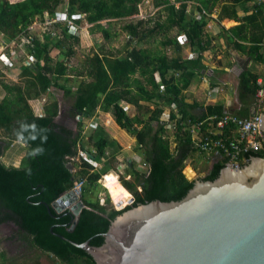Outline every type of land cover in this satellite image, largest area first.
Segmentation results:
<instances>
[{
	"label": "trees",
	"instance_id": "obj_1",
	"mask_svg": "<svg viewBox=\"0 0 264 264\" xmlns=\"http://www.w3.org/2000/svg\"><path fill=\"white\" fill-rule=\"evenodd\" d=\"M250 1L151 0L152 6L159 8L158 13H164V21H154L148 25V20L137 18L129 19L121 26L128 35L124 53L135 64V68L129 69L116 55L118 51H93L85 57L83 69L77 71V74L85 75L76 82L75 89L69 83L75 69L69 64V58L74 54V44L79 41L77 35L70 33L64 25L56 24L59 39L51 38L47 31L42 39L34 38L26 42L24 49L35 61L21 65L20 81L5 82L0 79L5 91L0 99V131L6 135V139L0 140V223H15L30 243L50 252L63 264H95L85 249L69 239L76 242L89 239L90 244L98 245L103 240L102 234L109 222L123 211L154 200L170 202L182 199L195 180L183 173L184 162L192 153L204 152L194 145L190 125L208 115H221L225 111L240 117L249 116L255 105L256 80L260 75L253 65L242 67L237 76L238 102L231 108L221 103L202 107L195 100H187L184 90L192 77L206 68L203 53L207 49L202 34L206 15L197 19L188 14L187 6L196 3L198 11L204 10L209 15L218 7L216 19L233 20L237 18L238 6ZM142 2L21 0L11 3L9 0H0V35L6 41L18 39L28 24L42 21L45 12L56 13L61 6L69 14H84L86 22L91 24L89 30L100 32L102 38L107 39L110 34L99 21L137 15ZM254 7L256 12L246 18V21L251 20L250 30H245L244 23L229 28L227 31L241 40L231 39L229 42H232L234 49L246 52L255 61H264V3ZM174 26L184 33L185 42L196 53L194 56H184L182 45L175 37L163 36L159 41L163 51L152 52L150 48L140 45L153 34L164 33L165 29ZM169 45H174L175 55L165 52ZM54 49L61 54L60 58L52 55ZM262 79L264 84V75ZM50 87L62 90L64 96L72 98L69 114L80 116L76 130L55 121L59 112L56 99L47 100L42 115L36 114L28 103L32 97L48 94ZM120 100L132 104L138 110H145L130 115L119 104ZM141 102L152 104V109ZM163 106L169 107L167 120L160 118ZM196 107H200L199 113L194 112ZM98 110L109 113L119 128L135 137L137 146L142 148L141 161L145 164L141 169L127 160L124 173L129 175V179L119 176L106 188L108 197L105 195L104 199L96 197L98 189L103 190L97 180L109 172L107 167L97 169L78 155L79 150H84L100 163L107 148L111 150V157L114 156L113 149H118L113 140L102 133L91 141V149L86 147L82 119L93 117ZM169 122L174 128L170 140L166 131ZM134 123L143 128H138ZM16 140L23 143V155L17 166L6 165L1 156ZM170 141L173 142L172 149ZM215 151L216 159L202 177L203 180L215 178L226 164V157ZM251 156H264V149L251 150L244 153L242 158L249 160ZM246 162L240 159V164ZM68 164L72 165V171ZM185 170L192 174L190 167L186 166ZM74 181L82 184L80 201L84 208L70 229L71 213L68 210L57 213L51 204L71 190ZM109 200L117 210L108 205L111 204ZM0 264L26 263L7 261L5 252L0 251Z\"/></svg>",
	"mask_w": 264,
	"mask_h": 264
},
{
	"label": "water",
	"instance_id": "obj_2",
	"mask_svg": "<svg viewBox=\"0 0 264 264\" xmlns=\"http://www.w3.org/2000/svg\"><path fill=\"white\" fill-rule=\"evenodd\" d=\"M260 129L264 137V110ZM203 176L179 201L123 211L98 245L69 240L95 264H264V156L224 166L212 180ZM79 198L71 189L51 204L57 213H71L70 229L84 208Z\"/></svg>",
	"mask_w": 264,
	"mask_h": 264
},
{
	"label": "rangeland",
	"instance_id": "obj_3",
	"mask_svg": "<svg viewBox=\"0 0 264 264\" xmlns=\"http://www.w3.org/2000/svg\"><path fill=\"white\" fill-rule=\"evenodd\" d=\"M143 12L138 14L139 17H143L144 19L149 20L154 17V19H162L163 12L154 13V10L151 8V2L149 0H143ZM148 6V7H147ZM63 9V7H59L58 10ZM148 15V16H147ZM156 16V17H155ZM128 21V19L119 20L112 25L111 31H115V35L111 32V37L108 39L101 38L99 33H88V27L86 23L82 24V28L76 32L75 35L78 37V43L74 44L75 53L73 56L69 58V63L73 64L78 70H82L84 67V59L88 53L93 50H99V46H102L103 49H122L116 55L126 63L129 69H134L135 65L131 62L126 53L123 51L124 42L127 40V33L121 29V26L124 22ZM148 22H146L148 24ZM80 24V23H79ZM176 29L172 31H168L169 35H174ZM167 34V33H166ZM164 33H156L149 38L147 42H144L143 45L147 46L151 49L152 52L162 51L163 48L161 47L159 41L163 38ZM4 36L0 35V43L3 42ZM16 47V58L21 59L26 51L24 49V43L21 40L18 41V45ZM215 59L209 61L211 65L214 63ZM17 64V63H15ZM14 64V65H15ZM15 66L7 67L3 65V61L0 60V79H3L5 82H17L20 81V70ZM137 72H135L136 74ZM85 74H75L72 73L69 83L71 86H74L78 79L84 77ZM4 89L0 83V98L4 95ZM195 90V92L188 93L191 97L195 99H190L186 96L189 100H195L199 105L204 107L208 103V96L205 91ZM200 95L201 98H197V95ZM186 95V94H185ZM47 100L50 101L51 99H56L59 103V112L55 117V121L59 124L67 126L73 130L77 128V117H73L69 114V108L72 102V98L70 96H64L62 90L55 89V87H50V91L46 94ZM197 98V100H196ZM203 99V100H201ZM30 103H35L36 98L32 97L28 100ZM34 101V102H33ZM122 104L123 108H126L128 114L135 115L140 112H144L145 109L138 110L133 105H129L128 103H124L119 101ZM143 105H147L150 109H152V104L148 102H141ZM34 110L36 113H40V104H34ZM169 111L168 106H163L162 114L160 115L161 120H167V114ZM201 111L200 107H196L194 109L195 113H199ZM93 121L96 123L95 128H82V135L84 139L87 141L86 147L92 148L91 141L96 139L100 133L108 138L113 140L114 145L118 146V149H113L114 156L111 157L110 149L107 148L105 152L104 159L95 165V168L101 169L103 167H107V172L105 175H101L100 178L97 180L98 184L101 189H98L96 197L99 199H104V196L107 195L106 188L113 183L114 176L117 178L119 176H123L124 179H129V175H127L126 171H124V167H126L127 160L131 161V163L139 168H144V164L142 163V148L137 146L135 142V137L124 131L123 129L119 128L115 122L113 121L111 115L109 113H101L98 111L95 117H91ZM85 120V119H84ZM138 128H143L142 125L134 123ZM172 124L169 122L166 124V131L169 133L168 138L169 140L172 138ZM100 131V132H99ZM110 136V137H109ZM6 139V135L0 131V140ZM13 145L16 144L18 151H5L3 152L4 158L3 160L6 162V165H11L14 163V159L16 161L23 155V148L19 141H13ZM11 144V145H12ZM113 145V147H114ZM111 146V148H113ZM173 142L170 141V148L172 149ZM13 148V147H12ZM7 157H6V156ZM213 155V156H212ZM10 159H8L9 157ZM215 156L213 152H199L196 151L189 155V157L184 162V166L182 168L183 173L189 179L199 178L208 171L211 167L213 161L215 160ZM17 164V163H16ZM14 165V164H12ZM190 167L192 170V174H189L185 168ZM119 179V178H118ZM120 181V180H119ZM75 181L73 183V188L75 191L79 192L80 196V184L79 181ZM108 197V195H107ZM109 199V198H108ZM80 200V198H79ZM110 202V201H109ZM112 206L111 204H108ZM109 207V206H108ZM0 251H4L6 254V260L18 263V262H25L26 264H63L60 259L56 256L52 255L50 252L40 249L39 247L30 243L27 236L21 231L15 223L11 221H5L0 223Z\"/></svg>",
	"mask_w": 264,
	"mask_h": 264
},
{
	"label": "crops",
	"instance_id": "obj_4",
	"mask_svg": "<svg viewBox=\"0 0 264 264\" xmlns=\"http://www.w3.org/2000/svg\"><path fill=\"white\" fill-rule=\"evenodd\" d=\"M149 1L151 2V0H149ZM143 2H142V4H143ZM263 3H264V0H251L248 3H245L243 5L238 6L237 18L233 19V20L227 19V18L222 19V20L216 19L218 7H215L213 10V13L211 15H209L204 10L198 11L196 3H189L188 4L187 12L189 15L196 17L197 19H200L202 15H206V18H207L206 24L203 27V32H202L204 40L207 42V49L203 53L204 54L203 62L205 63L206 68L201 69V71L197 72L196 75L194 77H192L191 82L189 83V85L184 90V94H186V96H188V98L195 99L194 97H191L188 94L191 92H195V90L200 91L199 94H201L202 91H205L207 96L209 95L207 98L208 99L207 104L221 103L226 108H231L234 105H236L238 102V100H237V76H238L239 72L242 70V67L253 65V69H255V71L260 73V75L258 77H262V75H264V61H255L248 54H246V52H240L239 50L234 49L232 47V45H233L232 42L230 43L229 41L231 39H233V40L236 39L237 41H241V40H239L238 38H236L235 36H233L231 33H229L227 31L229 28H231L235 25H238L240 23H244L245 30H247V29L250 30L252 23H251V20L246 21V18L248 16H251V14L256 12V8L254 7L256 4H263ZM175 6L178 7V4H176ZM152 7L153 6L151 4V8ZM152 9L154 10L155 14L158 13L159 8L153 7ZM63 10H65V8L58 10V11H63ZM138 11H139L138 14L140 12L142 14V12L144 11L143 6L142 7L139 6ZM138 14L133 15V16L122 17V18L102 19L99 21V23L103 27L107 28V31L109 32L110 37H111V32L113 35H115V31H111L112 25L114 23L119 22V20H123V19L129 20V19L143 18V17H139ZM162 14H163V16H161L162 19L158 20V19H154V17H153L149 20L148 25H151L154 21H158V22L164 21V13H162ZM79 21H80L79 22L80 23L79 24L80 29L83 27L82 24L86 23L87 24L86 26L88 27V33H91V34L99 33L100 34V32L89 30L91 24L87 23L85 18H84V20H79ZM174 29H176L175 34L169 35L168 31L173 32ZM166 36L167 37H175L177 39V41L182 45L181 52L184 56H191V55L194 56L196 54L195 51H192L191 48L189 47V45L185 42L184 33L181 31V29L179 27L174 26V27L165 29L164 30V37H166ZM101 38H102V35H101ZM183 38H184V40H183ZM127 41H128V35H127L126 42H124L123 51H124V47H126ZM242 43L249 44L250 42L249 41H242ZM16 45H18V42H16ZM140 45H143V44H140ZM143 46H145V45H143ZM145 47H147V46H145ZM74 50H75V48H74ZM93 51H99V52L111 51L113 53H115V51H118L117 53H119L120 51H122V49H117V48L103 49L102 46H99V50L95 49ZM93 51H91L87 55L91 54ZM55 52L59 53V52H57L56 49H54L52 52V55L54 57L60 58L61 54L59 53V55H56ZM165 52H168L171 55H175L176 51H175L174 45H169V47H167L165 49ZM74 53H75V51H74ZM263 54H264V52H263ZM213 59H215V61L211 65V62H209V61H211ZM28 64H30V63H28ZM15 65H17L16 67L19 68V70H21V65H26V64L17 63ZM15 65H13V66H15ZM71 65L74 66L73 64H71ZM74 68L75 69L72 72L77 74L78 69L75 66H74ZM75 70H76V72H75ZM20 78H21V74H20ZM75 86H76V84L73 86V89H75ZM4 94H5V92H4ZM199 94L197 95V98H201V96ZM44 96L46 97V95H44ZM36 98H38V97H36ZM197 98H196V100H197ZM186 99H187V97H186ZM201 100H203V99H201ZM120 101L124 102L122 100H120ZM46 102H47V97H46L45 103ZM124 103H127V102H124ZM44 104H43V106H44ZM119 104L122 105L120 102H119ZM30 105H32V104H30ZM129 105L131 106L132 104H129ZM98 111L95 112L94 117ZM103 113H107V112H103ZM91 120H93V119H91ZM19 143L21 144V146H23V143L21 141H19ZM11 144L5 151H10V150L11 151H13V150L18 151L19 150L20 147L17 148L16 144L15 145H13V144L11 145ZM20 158L18 159V161H16V158H15L14 159L15 162L11 163V164H14L15 166H17L19 164ZM8 159H10V157Z\"/></svg>",
	"mask_w": 264,
	"mask_h": 264
},
{
	"label": "built area",
	"instance_id": "obj_5",
	"mask_svg": "<svg viewBox=\"0 0 264 264\" xmlns=\"http://www.w3.org/2000/svg\"><path fill=\"white\" fill-rule=\"evenodd\" d=\"M11 3L21 0H9ZM85 15L82 13L69 14L67 10L57 11L53 14L44 13V19L40 22H32L22 30V36L18 39H13L0 43V60L3 65L12 67L15 63L28 64L35 61L32 55L24 54L22 59H17L16 56V42L22 39L23 43L32 41L34 38L42 39L45 32H49V36L53 39H59L60 35L56 28V24L64 25L72 34H76L79 29V22L77 20H84ZM25 33V35H23ZM184 40V38H183ZM262 44L264 46V37ZM56 53V52H55ZM59 55V53H56ZM257 90L255 93V105L252 112L247 117H240L228 111L221 115L212 114L206 118L194 122L190 125L191 137L194 145L199 149L207 152H220L226 157L225 166L240 165V159L248 161L244 153L251 150L264 149V137L260 129V119L264 110V84L262 77H257ZM46 97L42 95L36 98L35 103L40 104V113L43 114V104ZM34 102V101H33ZM36 110V109H34ZM206 124V126H205ZM203 125L205 128H203ZM96 123L90 119H82V128H95ZM79 158L88 161L93 167L98 162L93 160L84 150H79ZM145 165V164H144ZM75 184L76 181H75ZM80 188H81V183ZM79 188V189H80Z\"/></svg>",
	"mask_w": 264,
	"mask_h": 264
},
{
	"label": "clouds",
	"instance_id": "obj_6",
	"mask_svg": "<svg viewBox=\"0 0 264 264\" xmlns=\"http://www.w3.org/2000/svg\"><path fill=\"white\" fill-rule=\"evenodd\" d=\"M122 106V105H121ZM124 109H126V108H124ZM77 118L78 119H80V116H77ZM84 119H87V118H84ZM90 120H91V118H89ZM93 121V120H92ZM17 141V140H16ZM79 152V151H78ZM78 155H79V153H78ZM3 158H4V155L2 154V156H1V160L6 164V162L3 160ZM8 165V164H7Z\"/></svg>",
	"mask_w": 264,
	"mask_h": 264
},
{
	"label": "bare ground",
	"instance_id": "obj_7",
	"mask_svg": "<svg viewBox=\"0 0 264 264\" xmlns=\"http://www.w3.org/2000/svg\"><path fill=\"white\" fill-rule=\"evenodd\" d=\"M231 167V166H230ZM114 178V180H118V178L116 177V176H114L113 177ZM110 203H111V201H110ZM111 205H112V203H111ZM113 206V205H112ZM114 208V207H113Z\"/></svg>",
	"mask_w": 264,
	"mask_h": 264
}]
</instances>
